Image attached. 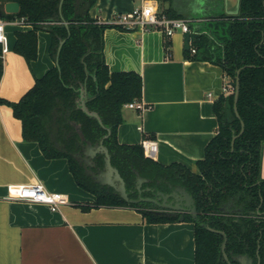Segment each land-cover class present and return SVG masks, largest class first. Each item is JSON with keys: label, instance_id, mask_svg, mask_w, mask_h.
<instances>
[{"label": "trees", "instance_id": "trees-1", "mask_svg": "<svg viewBox=\"0 0 264 264\" xmlns=\"http://www.w3.org/2000/svg\"><path fill=\"white\" fill-rule=\"evenodd\" d=\"M19 3L16 13H8L4 4ZM160 11L180 18L164 8L170 0H159ZM95 0H0V17L5 20L24 18L29 30H17L13 50L27 62L37 55V31L47 30L51 37L50 54L57 65L35 79L33 86L17 102L0 98L12 107L21 121L22 136L36 141L45 158H66L77 185L92 193L90 206H129L137 209L148 223L172 222L179 214H156L149 201L124 200L109 185L98 183L87 173H98L104 166V154L98 152L86 165L83 156L86 141L96 146L103 138L111 164L124 179L130 198L150 197L152 190L169 191L183 186L194 198L198 216L184 215L194 224L195 264H229L222 256L223 236L205 225L225 232V252L232 264H241L238 256L247 254L252 264H264V178L261 158L264 145V0H239L240 17L213 20L207 32L191 33V47L185 50L191 59L210 60L222 66L231 90L213 102L218 129L205 147L204 157L196 161L197 172L173 162L168 165L144 155L141 143L123 144L117 140V126L122 121L125 103L140 100L142 80L135 71H110L103 53V33L107 27L123 28L99 22L89 16ZM67 24V26L65 25ZM169 45V44H168ZM3 70L0 44V79ZM239 70V94L236 115L233 108L235 80ZM84 87L89 95L86 106L101 118L87 115L76 99ZM244 123L243 131L237 135ZM79 125L85 139L79 136ZM237 135L231 144L232 136ZM137 175L146 178L139 194ZM152 189V190H151ZM262 199V201H261ZM228 208L221 211L220 207ZM238 210H233L235 209ZM232 210V211H231ZM259 211V214L256 211ZM258 251V252H257Z\"/></svg>", "mask_w": 264, "mask_h": 264}, {"label": "crops", "instance_id": "crops-1", "mask_svg": "<svg viewBox=\"0 0 264 264\" xmlns=\"http://www.w3.org/2000/svg\"><path fill=\"white\" fill-rule=\"evenodd\" d=\"M142 1L95 0L89 16L110 23ZM154 1L160 10V1ZM164 8L188 19L191 33L207 32L210 21L241 16L239 0H170ZM31 27L5 26L0 98L8 102H17L55 65L47 30L37 31V55L30 62L13 50L15 32ZM103 53L110 71H135L142 80L140 100L146 108L140 112L122 107L118 142L154 139L157 151L152 159L164 165L178 162L197 172L196 161L204 157L218 129L213 102L232 88L222 66L186 57L180 32L166 37L152 28L107 27ZM34 183L64 194L67 203L52 211L45 204L14 198L20 185ZM94 200L77 185L66 158H45L36 141L23 139L20 119L10 105L1 103L0 264H195L192 222L148 223L129 206L81 208Z\"/></svg>", "mask_w": 264, "mask_h": 264}, {"label": "water", "instance_id": "water-1", "mask_svg": "<svg viewBox=\"0 0 264 264\" xmlns=\"http://www.w3.org/2000/svg\"><path fill=\"white\" fill-rule=\"evenodd\" d=\"M62 3V0H60V4ZM4 9L8 13H16L19 10V3L16 1H8L4 5ZM67 26V24L65 23ZM191 36V32H185L183 34V46L185 50L189 49V38ZM64 39L59 42L58 49H57V56L59 53V50L61 48V45L63 44ZM261 42H264V28L262 30V38ZM57 56L55 60V64L57 65ZM239 70H237V76L235 80V89H234V99H233V108L237 116H239L238 111H237V99H238V94H239V77H238ZM89 95L86 93L84 88H81L79 90V96L76 99V102L78 106L89 116H93L97 119L98 123L100 125L102 124L101 118L98 115L96 111H90L87 106H86V99ZM76 130L79 133V136L82 140L85 139L83 133L79 129V125H75ZM244 129V123L241 121V128L240 131L237 135H239ZM107 133L103 136L105 138L110 134V129L106 127ZM237 135L232 136L231 144H233L234 139L236 138ZM103 138L100 140L99 144L94 146L92 145L89 141H86L84 151H83V156L80 157L82 161L85 162L86 165H93L92 159L93 157L98 153L102 152L104 154V166L103 169L100 170L98 173H93L90 170H87V173L90 174L94 180H96L98 183L103 184V185H109L115 189L119 193V195L126 201L129 202H138V201H149L157 204L161 208H179L180 210H183L184 208H190L192 211V216L196 217V212H195V206H194V199L191 194L188 193V191L183 187V186H176L173 191L169 192H159L160 196L162 197V201L160 202L157 198H152V197H142L139 196L138 198H130L128 196V193L126 191L125 187V182L122 176L120 175L118 169L114 167L111 164V159H110V154L107 149V147L103 144ZM262 177V176H261ZM264 178V177H262ZM146 181V178L141 177L137 175L136 177V188L139 193H141V185L143 182ZM169 199V200H168ZM156 214H164V215H169L170 212L164 211V210H154ZM184 218V214L181 213L179 216V219L182 220ZM205 227L210 230L214 231L217 233H220L223 235V241L221 243V251L222 255L225 258V260L228 261L227 254L225 253V244H226V235L223 231L217 230L214 228H211L207 225ZM246 255H243L241 257V262L242 264H248L246 263Z\"/></svg>", "mask_w": 264, "mask_h": 264}, {"label": "built area", "instance_id": "built-area-1", "mask_svg": "<svg viewBox=\"0 0 264 264\" xmlns=\"http://www.w3.org/2000/svg\"><path fill=\"white\" fill-rule=\"evenodd\" d=\"M24 18H15L5 20L0 17V44L2 52L7 49V38L5 34V26L7 24H22ZM111 24L120 25L125 29L139 27L142 29H156L162 32L166 37L172 36L176 32L184 34L190 31L189 20L185 18L169 17L161 12L157 2L154 0H143L139 6L133 7L130 11L118 14L110 21ZM189 50L195 53V48L191 47V39L189 38ZM125 107L143 111L146 105L142 100H132L124 104ZM140 128V127H139ZM144 155L154 158L157 151V142L151 138H143L141 141ZM18 200L27 202L42 203L49 207L50 210H59L61 205L67 203V198L60 192H50L44 189L41 183L28 185H20L17 189L16 196Z\"/></svg>", "mask_w": 264, "mask_h": 264}, {"label": "flooded vegetation", "instance_id": "flooded-vegetation-1", "mask_svg": "<svg viewBox=\"0 0 264 264\" xmlns=\"http://www.w3.org/2000/svg\"><path fill=\"white\" fill-rule=\"evenodd\" d=\"M176 186H180V185H176ZM176 186H173V187H171V189L169 190V191H173L174 189H175V187ZM152 190V189H151ZM169 191H161V190H155V191H153L152 190V196H150V197H152V198H157L160 202L162 201V197L160 196V194H159V192H169ZM142 192V191H141ZM189 193V192H188ZM140 194V193H139ZM190 194V193H189ZM193 197V196H192ZM194 199V198H193ZM169 200V199H168ZM261 201H262V199H261ZM194 206H195V203H194ZM229 208V207H228ZM228 208L226 209L225 207H220V210L221 211H227L228 210ZM237 207H235V209H233V210H238V209H236ZM148 209H150V210H152V211H154V210H164V211H167V212H170V214L169 215H174V214H179V215H181V213H183L184 215L185 214H190L191 216H192V211H191V209L190 208H184L183 210H180L179 208H161V207H159L158 205H156L154 208H148ZM232 211V210H231ZM195 212H196V217L198 216V211H197V208H196V206H195ZM256 213L257 214H259V211L257 210L256 211ZM193 217V216H192ZM196 217H193V218H196ZM218 230V229H217ZM222 231V230H221ZM214 232V231H213ZM224 232V231H223ZM225 233V232H224ZM220 234V233H219ZM222 235V234H221ZM226 235V234H225ZM223 236V235H222ZM226 240H227V237H226ZM223 241V240H222ZM222 243V242H221ZM226 245V244H225ZM221 246V245H220ZM221 248V247H220ZM222 252V251H221ZM258 252V251H257ZM226 253V252H225ZM243 255H246L247 256V254H243ZM243 255H241V256H238V260L240 261V263L242 264V262H241V257L243 256ZM223 256V255H222ZM228 257V256H227ZM224 258V257H223ZM225 259V258H224ZM227 261V260H226ZM246 263H248V264H252V261H251V259H249L248 258V256H247V258H246ZM259 261H260V259H259V257H258V259H257V263L256 264H259ZM229 264H232L230 261H229V258H228V261H227Z\"/></svg>", "mask_w": 264, "mask_h": 264}]
</instances>
